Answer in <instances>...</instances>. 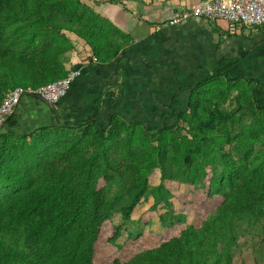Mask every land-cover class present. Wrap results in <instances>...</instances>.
Here are the masks:
<instances>
[{
	"label": "trees",
	"instance_id": "trees-1",
	"mask_svg": "<svg viewBox=\"0 0 264 264\" xmlns=\"http://www.w3.org/2000/svg\"><path fill=\"white\" fill-rule=\"evenodd\" d=\"M110 1L114 5L125 2ZM81 3L0 0V103L16 87L37 88L65 77L68 72L61 57L75 48L76 39L88 46L98 62L116 57L120 49L112 40L116 30L101 15L79 12ZM9 28L14 32H8ZM252 82L217 73L191 89L184 111L159 122L138 123L113 114L106 125L93 118L64 123L58 116L63 98L48 105L36 96L23 95L0 128V139L5 141L0 151V264H97L96 245L106 239L102 229L110 223L114 209L105 185L115 175L130 173L129 202L121 208L122 218L127 219L158 168L157 160L148 153L145 143L149 142L133 141L131 135L121 137V130L132 128L137 135L138 129L146 134H172L173 128L182 132L180 126L187 120L195 148L202 143L211 153L204 133L221 123L223 114L214 109L220 104L207 102L206 94L212 91L219 103L225 93L235 89L234 103L245 102V108L250 106L261 115L264 106L256 103ZM47 110L53 121L31 128L35 115ZM84 128L90 131L82 134L85 138L61 146L48 141L50 133L70 135ZM164 137L171 143L158 141V160L168 162L166 147L174 139ZM34 138L32 144L14 142ZM220 157L222 172H200L205 198L214 201L207 217L198 225L179 228L168 239L156 238L157 246L138 252L127 262L112 259L109 264H228L220 260L219 249L233 239L234 224L246 215L264 219V174L244 172L229 155L221 153ZM159 168L161 181L169 180L164 166ZM114 236L107 240L109 244Z\"/></svg>",
	"mask_w": 264,
	"mask_h": 264
},
{
	"label": "crops",
	"instance_id": "crops-1",
	"mask_svg": "<svg viewBox=\"0 0 264 264\" xmlns=\"http://www.w3.org/2000/svg\"><path fill=\"white\" fill-rule=\"evenodd\" d=\"M199 1L145 6L130 0L111 5L104 17L116 30L112 40L120 49L113 60L102 63L91 57L82 40L74 39L76 49L61 58L67 72L79 70V74L61 100L60 120L93 118L106 125L113 114L138 123L170 119L185 110L196 84L217 73L253 81L254 99L264 106V28L189 16L156 31L160 23ZM53 117L49 110L38 112L31 128Z\"/></svg>",
	"mask_w": 264,
	"mask_h": 264
},
{
	"label": "rangeland",
	"instance_id": "rangeland-1",
	"mask_svg": "<svg viewBox=\"0 0 264 264\" xmlns=\"http://www.w3.org/2000/svg\"><path fill=\"white\" fill-rule=\"evenodd\" d=\"M80 1L84 7H79V12L92 11L102 17L110 10V6L114 5L110 0ZM131 1L149 6L165 2L168 4L173 0ZM8 32L13 33L14 30L9 28ZM230 92L225 93L219 103L217 97L213 98L215 94H212V91L206 94L207 102L210 100L216 105L220 104L214 109L218 108L223 114L221 123L204 133L207 146L210 152L213 151L211 153L203 149L202 143L195 148L196 145L192 143L193 131H190L187 120L180 126L182 132L179 128H173L172 134L161 135L158 132L146 134L138 129L140 135H137L132 128H123L121 133L119 131L121 137L131 135L133 141L149 142L145 143L148 153L157 160L158 168L148 178L146 191L127 219L122 218L121 208L129 202L130 173L115 175L105 185L106 196L113 202L114 209L111 211L110 223L102 229L106 234V241L96 245L94 258L97 264H109L112 259L127 262L138 252L157 246L156 238L168 239L177 235L179 228H184L185 225H198L207 217L214 209L212 207L214 201L205 198V188L199 183L200 172L203 170H211L215 174L222 172L221 153L229 155L235 163L240 164L244 172L254 171L255 176L264 174V114H255L250 106L245 108V102L235 104V89ZM89 132L87 128L74 131L70 135L64 131H56L47 137L50 145L61 146L77 137L85 138L82 134ZM36 136L39 138L38 134ZM158 136H163L164 139ZM164 136L174 139V144L166 147L165 156L168 162L158 160L160 155L158 141L168 142ZM37 138L31 139L32 141L14 142L32 144ZM4 142L0 139V151ZM178 142L180 146L177 145ZM170 143H167L168 146ZM257 165L260 166L258 169ZM160 166H164L165 175L170 177L165 182L160 179ZM113 236L114 239L109 244L107 240ZM228 243V246L219 249L220 260H226L228 264H264V219L260 216L258 218L246 215L234 224V237Z\"/></svg>",
	"mask_w": 264,
	"mask_h": 264
},
{
	"label": "built area",
	"instance_id": "built-area-1",
	"mask_svg": "<svg viewBox=\"0 0 264 264\" xmlns=\"http://www.w3.org/2000/svg\"><path fill=\"white\" fill-rule=\"evenodd\" d=\"M189 16L212 23L223 21L230 26L264 28V0H203L183 10L179 16L160 24L156 31L162 30L164 26H173L180 18ZM78 74L79 70H71L65 77L37 88L16 87L10 90L0 103V128L14 112L23 95H33L48 105H54L67 95Z\"/></svg>",
	"mask_w": 264,
	"mask_h": 264
}]
</instances>
